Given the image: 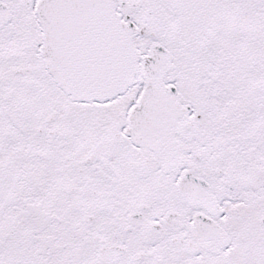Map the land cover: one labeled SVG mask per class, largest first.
<instances>
[{
	"label": "snow or ice",
	"instance_id": "1",
	"mask_svg": "<svg viewBox=\"0 0 264 264\" xmlns=\"http://www.w3.org/2000/svg\"><path fill=\"white\" fill-rule=\"evenodd\" d=\"M0 264H264V0H0Z\"/></svg>",
	"mask_w": 264,
	"mask_h": 264
}]
</instances>
